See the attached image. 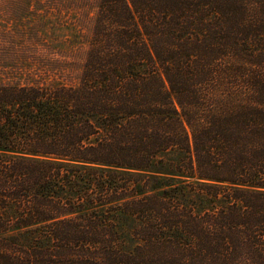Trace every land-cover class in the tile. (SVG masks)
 <instances>
[{"label":"trees","instance_id":"trees-1","mask_svg":"<svg viewBox=\"0 0 264 264\" xmlns=\"http://www.w3.org/2000/svg\"><path fill=\"white\" fill-rule=\"evenodd\" d=\"M0 264H264V0H0Z\"/></svg>","mask_w":264,"mask_h":264},{"label":"rangeland","instance_id":"rangeland-1","mask_svg":"<svg viewBox=\"0 0 264 264\" xmlns=\"http://www.w3.org/2000/svg\"><path fill=\"white\" fill-rule=\"evenodd\" d=\"M83 49L81 48L80 50H76L75 52H72L71 55L72 57H69L68 62H70V64H67L68 69L70 68H74V70L72 71V73L69 71V76L66 78L67 80L71 81L74 76H76V73L78 72V66L80 64V62L83 59ZM72 58V59H71ZM73 81V80H72Z\"/></svg>","mask_w":264,"mask_h":264}]
</instances>
